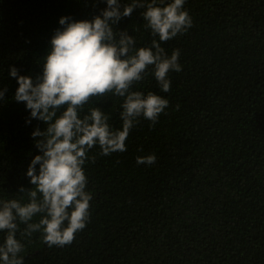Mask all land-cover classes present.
Listing matches in <instances>:
<instances>
[{"label": "trees", "instance_id": "trees-1", "mask_svg": "<svg viewBox=\"0 0 264 264\" xmlns=\"http://www.w3.org/2000/svg\"><path fill=\"white\" fill-rule=\"evenodd\" d=\"M104 7L0 0V88L8 89L0 102V198L26 199L19 188L34 187L25 175L39 154L31 133L46 127L26 123L9 66L35 77L60 17L90 20ZM185 8L193 27L163 45L181 51L171 90L160 92L151 77L138 86L169 99L165 114L154 127L141 119L127 151L85 165L91 217L70 245L49 248L40 232L17 233L24 264H264V0H187ZM140 11L117 26L138 47L151 42ZM107 98L96 106L119 127V101ZM153 153V165L136 163Z\"/></svg>", "mask_w": 264, "mask_h": 264}, {"label": "clouds", "instance_id": "clouds-1", "mask_svg": "<svg viewBox=\"0 0 264 264\" xmlns=\"http://www.w3.org/2000/svg\"><path fill=\"white\" fill-rule=\"evenodd\" d=\"M104 8L92 19L60 17L42 70L35 77L20 74L14 65L9 76L18 84L14 99L29 111L27 124L38 120L31 136L39 154L34 155L25 175L34 187L19 188L26 199L0 198V264H24L25 245L17 238L40 232L49 248L70 245L75 234L90 222V201L85 165L98 156L127 151L126 140L141 119L154 127L169 99L138 86L147 77L155 80L160 92L171 90V72L183 69L180 49L171 54L165 42L186 34L193 18L185 8L187 0H93ZM140 9L144 29L151 42L137 46L128 29L117 26L124 17ZM7 86L0 88V102ZM107 94L119 101L121 124L110 123V115L99 101ZM179 109V105H177ZM98 148L95 155L90 152ZM156 155L138 156V165H153ZM38 166V167H37ZM39 215L38 222L34 217ZM25 225L20 231V225Z\"/></svg>", "mask_w": 264, "mask_h": 264}]
</instances>
